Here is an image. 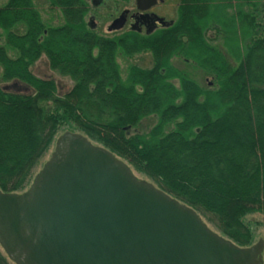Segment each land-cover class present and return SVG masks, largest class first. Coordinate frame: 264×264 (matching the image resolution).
Returning a JSON list of instances; mask_svg holds the SVG:
<instances>
[{"label": "trees", "instance_id": "1", "mask_svg": "<svg viewBox=\"0 0 264 264\" xmlns=\"http://www.w3.org/2000/svg\"><path fill=\"white\" fill-rule=\"evenodd\" d=\"M44 1L62 25L43 21L32 0L0 6V130L10 132L5 117L15 116L27 129L19 134H33L14 163L0 162L1 181L36 152L35 124L71 118L172 197L219 215L264 213V0H179L169 28L114 38L89 27L88 0ZM212 30L221 46L207 37ZM139 53L150 55V68L131 65L123 77L118 54ZM43 56L71 88L59 93L55 80L31 73ZM180 59L214 85L202 88L176 67ZM12 82L30 93L1 86ZM150 118L152 127L137 131Z\"/></svg>", "mask_w": 264, "mask_h": 264}, {"label": "water", "instance_id": "2", "mask_svg": "<svg viewBox=\"0 0 264 264\" xmlns=\"http://www.w3.org/2000/svg\"><path fill=\"white\" fill-rule=\"evenodd\" d=\"M154 4L136 2L141 11ZM0 246L15 264H261L264 249L218 236L193 209L70 132L27 191H0Z\"/></svg>", "mask_w": 264, "mask_h": 264}, {"label": "rangeland", "instance_id": "3", "mask_svg": "<svg viewBox=\"0 0 264 264\" xmlns=\"http://www.w3.org/2000/svg\"><path fill=\"white\" fill-rule=\"evenodd\" d=\"M6 1L7 0H0V6L5 5L7 3ZM32 1L35 4L36 9L40 12L43 21H45L50 26L62 25V15L59 10L50 8L48 3L44 0ZM93 1L94 0H88L89 12L85 17V20L87 21L89 27H91L92 30H95L98 34L104 35L105 37L107 36L109 38H114L116 37V35H119L120 31L116 32L115 34L109 33L108 27L124 10H126L127 8H134L135 0H128L125 2L116 0H99L101 1V5L99 6L94 5ZM178 4L179 0H166L163 5H159L156 9H154L153 13L159 16H164L167 22L174 21L177 17L176 11L179 6ZM206 35L207 37H213V39L215 40V45L221 46L220 44L222 42L218 39L215 31H208ZM0 44H2V39H0ZM183 60L184 59L177 60L178 63H175L177 68L184 69L187 71V73H190L202 88H208L214 85L213 78L206 74L202 75L199 70H194L192 68V66H194L192 61H190V63L187 65ZM116 61H118L120 70L123 72V77H125V70L128 69L129 66L135 65L144 68H150L152 59L150 58V55L145 53H139L128 57H124L121 54H118ZM31 73L41 79L48 78L55 80L56 84L59 87V93L73 86L72 81L68 77H63L57 72L50 71L49 64H47V60L44 56L33 64ZM172 82L176 87L179 84L177 79L172 80ZM12 85L13 82L9 84H1L2 87H9L8 91L10 92L16 91L19 93H30V91L27 89H21L20 87ZM14 117L15 116H13L12 118L5 117V119H7L6 121H8V124L5 127L7 129L9 128L10 132H5V134H3V131L0 130L1 163H8L6 161H9V163H14V155H18V145L22 143V141L23 143H27V140H25L26 137L33 135L31 134L32 132L30 133V135H20L19 133L21 131L25 130L26 132L27 129L26 126H24L23 130H21V127L18 125L19 120ZM154 121V118L145 120L144 122H142V126L140 127V129L138 128L137 131H147L150 127H152ZM34 128L36 130V136L40 140L36 152L33 154H29L25 165H22V167L18 169L16 174H14V177H10L9 179L7 178L5 182L0 180V190L4 189L5 187L10 189L12 193H20L27 190V188L32 185V181L34 180V178L54 153L55 145L59 137L67 132L77 135L79 134L90 141L91 144L98 147H104L101 140L97 136H95L91 132L85 131L80 126H77L71 118L67 120V122H61L60 120L50 122L40 121L38 122V124L34 125ZM115 156L123 161L126 166L130 168L135 177H137L139 180L146 181L153 187H157L165 194H168V192H166L163 187L159 186L156 180L141 173V171L136 166H131L126 160H124V158L119 157L117 154H115ZM169 196L172 197L171 195ZM172 198L178 200V202H180L184 206L193 209L197 216L203 220L207 227L211 228V230H213L218 236L224 237L231 243L233 242L239 247H251L259 241H262L264 246V213L261 212V209L259 207H247L246 212L242 215L240 213L236 214L237 211L234 207L230 213H227L226 215H219L217 213L211 212V210L209 211L204 206L190 205L188 202H185L180 196H177V198ZM239 208H243V206ZM231 216H234L235 219H233L234 217ZM227 225L235 226V231H232L234 233H231L230 228L227 227ZM261 257V264H264V249ZM0 264H15L10 260V258H7L5 251L1 246Z\"/></svg>", "mask_w": 264, "mask_h": 264}, {"label": "flooded vegetation", "instance_id": "4", "mask_svg": "<svg viewBox=\"0 0 264 264\" xmlns=\"http://www.w3.org/2000/svg\"><path fill=\"white\" fill-rule=\"evenodd\" d=\"M165 1L166 0H155V4L153 5V7L147 9V11H141L136 6L137 0H135L134 8H127L121 13L123 14V18L125 21L121 30H116V32L120 31L119 35H121L123 33H127L128 31L134 33L135 35L148 37L149 35H152L161 29L169 28V25L172 23V21L167 22L164 16H159L153 13V10L156 9L159 5H163ZM94 5H101V1L98 0V2L94 3ZM120 15H118L117 17H119ZM116 32L109 33L115 34ZM185 63L187 65L189 64V62Z\"/></svg>", "mask_w": 264, "mask_h": 264}]
</instances>
